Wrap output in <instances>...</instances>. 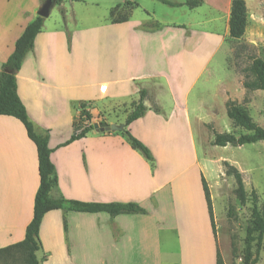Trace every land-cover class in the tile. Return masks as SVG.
Instances as JSON below:
<instances>
[{"label":"crops","instance_id":"obj_1","mask_svg":"<svg viewBox=\"0 0 264 264\" xmlns=\"http://www.w3.org/2000/svg\"><path fill=\"white\" fill-rule=\"evenodd\" d=\"M154 1L161 7L148 6L147 0H63L56 6L58 18L45 19L18 72V95L35 133L49 137L58 177L52 197L135 204L146 211L116 217L51 212L40 230V264H217L218 252L229 264L214 200L224 201V186L238 189L225 163L242 175L248 193L247 171L219 155L229 145L206 147L207 128L217 130L220 119L230 120L229 100L250 113L255 97L264 94L248 92L228 69L232 0H202L194 9ZM44 2L0 0V73ZM128 3L134 7L127 22L113 23L111 12ZM151 24L160 28H145ZM141 92L148 94L147 112L125 127L131 111L119 110L133 108ZM82 106L93 125L104 115L102 123L122 130H94L67 144L77 133ZM230 122V134L240 137L239 131H246ZM128 133L151 152L152 160L132 147ZM164 134L187 139L192 154L187 167L182 166V144L168 143ZM203 179L210 189L216 234ZM39 187L36 145L19 120L0 116V250L24 240Z\"/></svg>","mask_w":264,"mask_h":264},{"label":"trees","instance_id":"obj_2","mask_svg":"<svg viewBox=\"0 0 264 264\" xmlns=\"http://www.w3.org/2000/svg\"><path fill=\"white\" fill-rule=\"evenodd\" d=\"M165 5L173 8L187 6L190 9L198 8L203 4L202 0H189L184 4H174L167 0H159ZM63 0L58 1L61 5ZM131 3L124 7H117L111 12L112 22L119 24L127 22L133 10ZM128 10V11H127ZM128 12V13H127ZM64 15V12H63ZM45 19L37 17L25 30L22 37L17 41L14 52L3 65L0 73V116L13 117L19 120L26 128L28 137L36 145L39 161L40 187L37 192L34 204V212L32 222L26 229L25 238L21 243L0 250V257L13 256L16 253H21L25 258V264H40L37 258V253L41 249L40 230L45 216L51 212L65 210L78 213H108L112 217L118 215L145 214L146 211L135 204H84L75 201H66L62 198L55 199L52 197V192L58 186V177L56 169L51 160L52 150L49 146V137L40 136L35 133L34 126L29 119L27 109L18 95L17 75L22 68V64L27 54L34 49L36 39L42 32ZM248 25V9L245 0H232L231 17L229 22L230 38L233 40H241L247 30ZM147 29L160 28L158 24L145 26ZM239 55L237 54V57ZM245 80L244 88L248 92L263 91L264 92V60L261 58H252L251 64L243 70ZM146 92H141L139 103H134V110L129 114L126 126L128 127L133 122L142 118L147 108L144 105V100L147 98ZM227 112L230 120L235 127L242 128L248 132L246 135L237 137L235 134H219L215 129L208 126L209 131L213 136L212 145L217 147H227L228 145L242 147L248 144H255L264 141V128L254 122L248 109L239 104L237 101L229 100L227 102ZM80 119L75 124L76 133L67 143L81 140L90 132L94 131L92 115L86 111V107L82 106ZM132 147L140 150L148 160H152L151 152L138 140L133 138L128 133ZM227 176H233L236 179L238 189L236 194L241 201L242 206H246L251 199V219L247 228V242L256 244V259L252 264H258L259 255L262 251L264 242V205L260 209L258 206L259 196L255 191H252L251 196L245 190L242 175L232 166L225 163ZM203 187L205 197L208 203L209 212L212 220V226L216 234L214 222V214L212 208V200L210 189L203 179ZM251 197V198H250ZM232 216V214H230ZM217 264H224L221 254L218 252Z\"/></svg>","mask_w":264,"mask_h":264},{"label":"rangeland","instance_id":"obj_3","mask_svg":"<svg viewBox=\"0 0 264 264\" xmlns=\"http://www.w3.org/2000/svg\"><path fill=\"white\" fill-rule=\"evenodd\" d=\"M245 2L248 9L246 34L241 40L231 39L230 46L227 45L231 50H228V53L230 52V57L228 56V69L238 77L240 83H244L245 74L243 70L251 64L252 58H261L264 60V0H245ZM151 4L161 7L154 0H147V5L151 6ZM80 7L81 9L84 8V6ZM59 14V8L55 7L51 13V20L53 21L58 18ZM237 54L239 55L238 57ZM261 93L264 94V92ZM251 95L252 93L248 96L250 104L253 102ZM253 109L254 111H250L251 117L255 123L264 128V96L255 97ZM119 111L121 113L124 112L123 114H127L129 111L132 112L133 108L125 106ZM122 116L123 115H121V118ZM103 117L104 115H100L99 120H94V123H102L100 120H103ZM211 127L214 128L213 126ZM165 128L166 126L164 129ZM217 128L215 132L219 134H230L233 132V126L227 117L219 120ZM208 132V140L210 142L206 143L207 148L209 147L208 145H212L213 141V136L209 129ZM246 134V131H239L238 135L241 136ZM165 137L168 143L173 141L175 144H182V150L185 153L182 166L187 167L192 160V154L189 153L187 139L180 140L178 137L171 139L167 137V135H165ZM229 146L231 147L229 150L219 152V155L228 160L235 161L239 165V168L247 171L245 182L247 184L249 196H251L252 191L255 190L259 196L258 206L262 209L264 205V142L247 145L242 148ZM224 170L226 173L225 166ZM224 187L220 194L224 201L219 199L214 200L216 218L221 227V241L224 257L229 264H252L256 259V244L248 243L246 240V231L251 219V199L249 200L250 203L243 207L241 201L238 199L235 188L228 185L225 190ZM230 214H232V216H230ZM259 263L264 264V242L262 251L259 255L258 264ZM0 264H25V258L21 253H16L13 256H3L0 257Z\"/></svg>","mask_w":264,"mask_h":264},{"label":"water","instance_id":"obj_4","mask_svg":"<svg viewBox=\"0 0 264 264\" xmlns=\"http://www.w3.org/2000/svg\"><path fill=\"white\" fill-rule=\"evenodd\" d=\"M59 0H45L42 7L38 12V16L43 19H48L53 11V9L58 5ZM96 131H100L102 133L106 132H118L121 131L123 127H118L116 125H108L107 123H95L93 125Z\"/></svg>","mask_w":264,"mask_h":264}]
</instances>
